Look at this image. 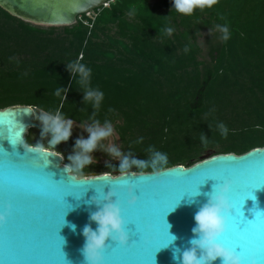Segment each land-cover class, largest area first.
I'll return each instance as SVG.
<instances>
[{
  "label": "trees",
  "instance_id": "16d2710c",
  "mask_svg": "<svg viewBox=\"0 0 264 264\" xmlns=\"http://www.w3.org/2000/svg\"><path fill=\"white\" fill-rule=\"evenodd\" d=\"M161 2L115 0L94 18L82 14L59 28L35 26L0 8V109L28 105L81 125L113 126L128 162L145 163L123 172H152L156 151L167 154L169 168L199 162L213 142L220 147L210 155L264 147V0H218L179 20L173 0ZM169 4V13L159 11ZM111 25L118 50L111 39L95 41ZM213 26L219 32L209 58L199 59L184 34L194 38ZM77 61L90 69L85 83L69 68ZM87 91L102 94L98 106L95 98L85 100ZM81 172L123 173L120 164L97 163L72 173Z\"/></svg>",
  "mask_w": 264,
  "mask_h": 264
},
{
  "label": "water",
  "instance_id": "95a60500",
  "mask_svg": "<svg viewBox=\"0 0 264 264\" xmlns=\"http://www.w3.org/2000/svg\"><path fill=\"white\" fill-rule=\"evenodd\" d=\"M106 1L0 0V8L33 25L62 27L75 24L79 15ZM35 110L28 105L0 109V200L4 197L7 156L19 162V172L26 178L40 183L46 177V183L51 185L37 194L18 198L7 230L0 227V264H58L59 261L87 264L83 255L86 242L83 229L97 228L90 217L109 202L105 197L110 192L115 193L111 201H122L129 241L120 246L107 240L101 264H181L182 252L193 247L190 242L197 238L192 231L196 226L194 216L208 201L213 185L222 178L235 180L230 193L233 210L229 219L239 215L248 222L264 214V147L241 155L209 154L189 167L165 168L158 178L153 172L131 171L115 176L103 173L77 177L67 171L68 166L57 153L61 142L63 150L69 148L70 134L66 140L52 144V132L34 121ZM30 128L45 134L42 138L46 147H40L42 152L28 151L26 145H32L25 142L27 132L30 139L41 138ZM72 130L89 138L81 128L75 126ZM19 133L21 138L17 141ZM107 143V138L101 139L102 151L91 158L108 159ZM124 183L132 186L134 195L139 194L136 204L127 205V196L121 188ZM13 244L22 252L15 259L5 256L6 245ZM108 253L113 254L108 256ZM250 262L264 264V258L251 252L244 257V264ZM211 264L221 261L218 258Z\"/></svg>",
  "mask_w": 264,
  "mask_h": 264
},
{
  "label": "clouds",
  "instance_id": "9594fccd",
  "mask_svg": "<svg viewBox=\"0 0 264 264\" xmlns=\"http://www.w3.org/2000/svg\"><path fill=\"white\" fill-rule=\"evenodd\" d=\"M218 0H173V9L183 15H191L197 8H211ZM171 34L173 29L168 27L165 30ZM223 33L222 39L228 40L230 33L227 25L221 27ZM69 68L75 73L81 75V83H85L90 75V69H87L83 64L73 62L69 64ZM59 95V92H57ZM95 98L96 106L102 99V94L96 91H87L85 100ZM46 130L52 132V144L66 140L70 134L71 120H66L57 111L55 114H44L39 117ZM220 134L227 137L228 129L223 123H219ZM89 138L86 140H78L77 146L81 148L85 155H76L70 157L74 161L75 167L69 166L68 172L79 171L85 165L92 162V158L86 153H90L101 139L112 135V128L107 123L103 128L95 125L87 129ZM21 133L18 134L20 141ZM16 141V142H17ZM15 142V143H16ZM207 143V141H205ZM28 151L42 152L40 147L27 146ZM112 155L119 157L121 154L115 148H109ZM132 164L138 165L140 168L145 167L144 161L133 160ZM168 164V156L166 153L156 151L153 153L151 162L152 172L155 177H159L162 171ZM129 167V162L125 158L120 164L121 172ZM233 182L231 179L222 178L219 182L213 185L212 192L209 194L208 201L200 207L194 216L195 227L192 229L197 238H194L190 243L193 247L184 250L181 254V264H211L218 258L221 264H244V257L235 249L226 246L221 237L228 227V219L233 210V205L230 200V193L232 191ZM123 192L127 196V205H134L138 197L133 194L132 186L124 183L121 185ZM115 193H108L105 200L109 202L104 203L97 211L92 213L91 220L97 224V228L92 230L85 226L83 235L86 237V242L83 247V255L87 264H101L103 259L102 253L106 246V241L111 239L117 242L120 246H125L129 241V233L126 230L125 218L123 215L122 201H111V197ZM11 213L10 204H0V225H3ZM74 228V226H73ZM197 250L200 254L197 255ZM254 264V262H250Z\"/></svg>",
  "mask_w": 264,
  "mask_h": 264
},
{
  "label": "snow or ice",
  "instance_id": "6c2138e0",
  "mask_svg": "<svg viewBox=\"0 0 264 264\" xmlns=\"http://www.w3.org/2000/svg\"><path fill=\"white\" fill-rule=\"evenodd\" d=\"M10 142L15 143L14 141ZM19 167V162H13L9 156L6 157L3 178L4 197L0 200V204H10L11 213L6 222L3 225H0V227L5 228V230H7L8 225L14 217L17 200L20 196L37 194L51 187L50 184L46 183V177L42 178L40 183H35L31 179L23 176L19 172ZM232 182L234 184L235 180L232 179ZM174 207H172L171 210H173ZM221 238L226 246L233 249L239 248V253L243 257H246L251 252H256L261 258H264V214H261L257 219L248 222L242 221L239 215H232L230 219H228L227 230ZM21 254V250L14 244L10 246L6 245L5 256L15 259ZM112 254L113 253H108V256ZM58 264H63V261H59Z\"/></svg>",
  "mask_w": 264,
  "mask_h": 264
},
{
  "label": "rangeland",
  "instance_id": "374dc122",
  "mask_svg": "<svg viewBox=\"0 0 264 264\" xmlns=\"http://www.w3.org/2000/svg\"><path fill=\"white\" fill-rule=\"evenodd\" d=\"M149 1L151 4L161 5V7L163 5L161 2L162 0H149ZM171 9H172V5L169 4V5H167V7L159 9V11L164 12V13H169L171 11ZM183 16H184L183 14L177 13V15H176L177 20H179L180 17H183ZM35 26H37V25H35ZM40 27L46 28L49 26H40ZM59 27H61V26H59ZM59 27H57V28H59ZM176 31L178 33L181 32V28L176 27ZM213 32H219L218 27L213 26V27L202 29L199 33H196L194 38H192L190 35H187V33L184 34V41L186 43H193L194 45H196L199 48V55H198L199 59H208L209 58V56H208L209 49L211 48L212 44L215 42V40L212 38ZM110 39L112 41H114L113 42V48L117 49V50L120 49V46L118 45V42H117V41H119V38L116 36V28L114 25H111L108 29H106L102 32H99L98 38L95 41L98 40V41H103L105 43H109ZM74 126L75 125L72 122L70 128L75 129ZM76 127L85 130L88 134H89V132L87 129L92 128V126H89V125H82L80 127L79 126H76ZM99 127L103 128V126H99ZM111 128H112V135L107 137V141H108L107 148H108L109 158L108 159L103 158L101 160L92 159V162L85 165L82 169L89 167L90 164H93V163H97V164H101V165H105V166H114L116 164H121L122 160H124L125 158L127 160H129L131 158V157L129 158V156H127L128 150L125 147L126 145L120 141L119 136L116 133L114 127L111 126ZM27 135H28V132H27ZM134 135H135V137H138L137 134H134ZM100 141L101 140H99V142ZM111 147H115L120 152L121 155L119 157L112 155L109 151V148H111ZM219 147H220V144H216L215 142H213L211 144L210 148H206L203 150V158L207 157L209 154H213L214 151L216 149H218ZM129 164H131V162ZM75 175L77 177H79V176L88 177V176H92V175H96V174L93 172L92 173L81 172V173H76Z\"/></svg>",
  "mask_w": 264,
  "mask_h": 264
},
{
  "label": "flooded vegetation",
  "instance_id": "af4514ba",
  "mask_svg": "<svg viewBox=\"0 0 264 264\" xmlns=\"http://www.w3.org/2000/svg\"><path fill=\"white\" fill-rule=\"evenodd\" d=\"M36 109V108H35ZM45 113L39 111V110H35L34 112V121L37 122L39 125L44 126L43 122L41 121V119L39 118L41 115H44ZM73 124L75 126H82L81 124L75 123L73 122ZM74 126V127H75ZM33 131H35L37 134H39V136H41V138H35V139H30L28 135H26L25 137V142L28 145H32V146H39V147H46L45 144V140H43V136H45V134H43L41 131L35 129V128H30ZM29 129V130H30ZM26 138L30 139L32 143L27 142ZM70 141H69V148L67 150H63L62 149V145L64 144L63 142H61V144L59 145V147L57 148V153L60 154L61 159H62V163L67 164V166H75L74 161L72 159H70V157H74L76 155H85V153H82L81 148H79L77 146V141L78 140H86L88 138H86V136H84L83 133H81L80 135L77 134L75 131H73L70 128V137H69ZM102 148L100 147L99 142H97L96 147L90 152V153H86V155L90 156V157H95L97 156V154H99L102 150Z\"/></svg>",
  "mask_w": 264,
  "mask_h": 264
},
{
  "label": "built area",
  "instance_id": "2783aa9c",
  "mask_svg": "<svg viewBox=\"0 0 264 264\" xmlns=\"http://www.w3.org/2000/svg\"><path fill=\"white\" fill-rule=\"evenodd\" d=\"M115 0H107L106 2L102 3L98 8H95L87 13H84V15H86L87 17H91L94 18L97 13L102 10L103 8H107L110 6L111 3H113ZM81 15H79L77 18H80ZM85 24H87L86 22H84ZM91 27V25H89Z\"/></svg>",
  "mask_w": 264,
  "mask_h": 264
}]
</instances>
